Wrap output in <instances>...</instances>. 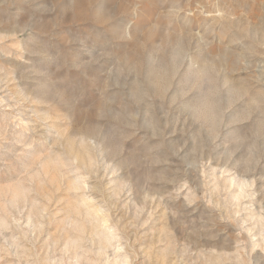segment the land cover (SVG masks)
Returning <instances> with one entry per match:
<instances>
[{
	"label": "rangeland",
	"instance_id": "obj_1",
	"mask_svg": "<svg viewBox=\"0 0 264 264\" xmlns=\"http://www.w3.org/2000/svg\"><path fill=\"white\" fill-rule=\"evenodd\" d=\"M0 264H264V0H0Z\"/></svg>",
	"mask_w": 264,
	"mask_h": 264
}]
</instances>
